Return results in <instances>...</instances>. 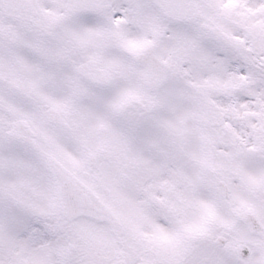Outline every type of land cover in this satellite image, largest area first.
Segmentation results:
<instances>
[{
  "label": "snow or ice",
  "instance_id": "1",
  "mask_svg": "<svg viewBox=\"0 0 264 264\" xmlns=\"http://www.w3.org/2000/svg\"><path fill=\"white\" fill-rule=\"evenodd\" d=\"M0 264H264V0H0Z\"/></svg>",
  "mask_w": 264,
  "mask_h": 264
}]
</instances>
